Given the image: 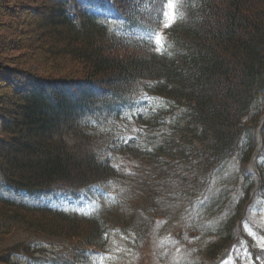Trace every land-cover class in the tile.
<instances>
[{"label": "trees", "instance_id": "obj_1", "mask_svg": "<svg viewBox=\"0 0 264 264\" xmlns=\"http://www.w3.org/2000/svg\"><path fill=\"white\" fill-rule=\"evenodd\" d=\"M113 1L46 0L47 20L37 24L61 45L50 52L70 56L81 69L68 77L21 71L7 78L18 97L9 103L16 116L8 111L0 133V176L8 189L28 195L56 185L72 193L111 182L136 199L140 182L147 195L141 204L149 211L127 229L137 237L151 223L169 227L170 206L180 198L191 201L197 212L194 220H184L186 228L203 232L204 253L215 259L233 241L232 226L253 190L249 177L227 222H212L238 191L240 173L257 147L264 114V0H185L186 18L165 30L161 52L147 56L125 52L136 43L115 28L141 27L139 0H122L124 15ZM105 6L114 9L119 24L95 14ZM138 85L154 98L152 107L132 117L131 137L98 154L92 128L85 129L89 121L121 119L136 107L132 93ZM261 141L264 154V124ZM119 155L155 164L157 172L135 180L132 171L123 174ZM234 160L240 170L231 168ZM258 169L262 190L264 169ZM128 218L112 207L86 217L0 196V264H22L12 257L31 253L24 237L98 246L109 226L123 230Z\"/></svg>", "mask_w": 264, "mask_h": 264}, {"label": "rangeland", "instance_id": "obj_2", "mask_svg": "<svg viewBox=\"0 0 264 264\" xmlns=\"http://www.w3.org/2000/svg\"><path fill=\"white\" fill-rule=\"evenodd\" d=\"M123 1H113L122 15L127 12ZM138 2L141 27L133 30L118 28L120 36L131 37L130 39L136 43L133 49L125 48L124 51L129 50V53H136L138 56L161 52L165 30L169 28L164 25L167 23L171 26L186 18L185 0H173L175 7L171 11L175 19L164 16V12L169 11L166 7L168 0H139ZM45 6L46 0L38 2L0 0V133L9 115L8 111L11 110L10 116H16L9 103L12 99H16L18 94L13 91V82L8 80V77L12 80L21 71H30L41 77L55 78L68 77L71 70L77 69L76 72H80L81 65L73 63L70 56L66 54L56 56L50 52L54 48H57L54 50L58 52L61 50V45L56 44L53 38H50L37 24L38 21L47 20ZM104 8L108 9L107 14L114 15L113 8L107 6ZM157 37L161 40L160 44L156 43ZM2 79L4 81H1ZM141 86L143 87V85L136 86L132 93L136 107L124 110L121 119L117 121L111 118L102 121H89L88 119L90 126L88 125L89 128L85 129L90 131L92 128L95 150L98 154H109L121 140L131 137L132 117L152 107L154 98L142 93L144 89ZM260 104H264V101L261 100ZM75 123L71 122L70 125H75ZM260 148L262 149L261 133L258 134L254 157L247 167L243 168L245 173L243 171L240 173L242 182L239 179L238 191L231 193V198H227L229 199L227 206L215 212L211 218L217 227L227 222L230 217L242 193V184L246 182L245 180L251 177L260 184L258 160L264 169V154L261 150L260 157ZM116 158L122 166L123 174L127 175L132 171L131 174L136 176L135 180H143L150 173L157 172L155 164H145L124 155L116 156ZM231 163L232 169H239L240 165L235 160ZM120 188L123 189L120 184L104 182L77 188L75 192L70 193V190L56 185L42 194L28 195L8 189L0 176V196L18 202L31 205L47 204L79 214L107 206L112 207L114 212L127 219L131 216L130 225L123 230H120V227L109 226L98 246H86L76 240L59 242L45 238L24 237L27 243L31 244V253L29 255L16 254L12 260L22 264H62L65 258L74 264H226V262L227 264H264V189L260 193L257 192L258 187L253 189L251 199L245 205V213L232 226L233 241L214 259L208 258L204 253L208 246L205 245L206 239L203 232L195 233L186 228L184 220H192L197 212V206L195 209L190 208L193 206L190 204L191 201L183 202L180 198L178 206L176 204L170 206L172 220L169 227L160 228L157 224L151 223L144 227V234L137 237L133 231L127 229L133 228L143 212L149 211V206L141 204L147 195L140 182L134 189L136 199L128 195V192H122ZM115 192L120 194L116 202H114V199H117L114 196ZM136 206L140 207L138 212L135 210ZM14 240L15 238L10 241Z\"/></svg>", "mask_w": 264, "mask_h": 264}, {"label": "snow or ice", "instance_id": "obj_3", "mask_svg": "<svg viewBox=\"0 0 264 264\" xmlns=\"http://www.w3.org/2000/svg\"><path fill=\"white\" fill-rule=\"evenodd\" d=\"M167 9L169 10V11H165L164 12V16L166 17V18H168V17H171L172 19H175V16H174V13H173V11H171V10H174V3H173V0H168V3H167ZM165 27H170V24H165L164 25ZM156 43L157 44H160L161 43V40H160V38L159 37H157L156 38ZM159 50V49H158ZM226 264H227V262H226Z\"/></svg>", "mask_w": 264, "mask_h": 264}, {"label": "bare ground", "instance_id": "obj_4", "mask_svg": "<svg viewBox=\"0 0 264 264\" xmlns=\"http://www.w3.org/2000/svg\"><path fill=\"white\" fill-rule=\"evenodd\" d=\"M6 80V79H5ZM263 116H264V114H263ZM2 132V131H1ZM253 191V190H252Z\"/></svg>", "mask_w": 264, "mask_h": 264}]
</instances>
